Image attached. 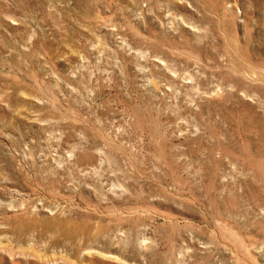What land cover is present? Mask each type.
Returning a JSON list of instances; mask_svg holds the SVG:
<instances>
[{"label": "rangeland", "instance_id": "rangeland-1", "mask_svg": "<svg viewBox=\"0 0 264 264\" xmlns=\"http://www.w3.org/2000/svg\"><path fill=\"white\" fill-rule=\"evenodd\" d=\"M0 264H264V0H0Z\"/></svg>", "mask_w": 264, "mask_h": 264}]
</instances>
